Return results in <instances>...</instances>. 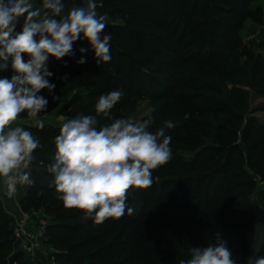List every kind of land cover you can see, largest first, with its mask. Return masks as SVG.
Listing matches in <instances>:
<instances>
[{"label": "trees", "instance_id": "trees-1", "mask_svg": "<svg viewBox=\"0 0 264 264\" xmlns=\"http://www.w3.org/2000/svg\"><path fill=\"white\" fill-rule=\"evenodd\" d=\"M244 1L94 0L97 14L105 16L106 28L101 35L112 37L111 60L98 64L86 39L73 43V56L60 60L49 57L48 69L53 73L49 80L56 88L51 94L47 89L41 92L52 107L61 105L68 79L72 89L82 88L87 93V101L80 97L72 100L75 108L70 119L77 115L96 116L99 97L110 91L121 90L130 98L138 90L136 95L148 93L156 106L144 119L153 121L149 131L155 132L165 119L185 121L181 122L185 125L183 131H167L172 137V158L152 171V186L130 188L127 194L126 204L133 209L138 205L144 210L150 203H157L164 219L158 236H145V229L134 228L135 223L141 225L146 221H138L127 210L119 219L109 218L96 224L84 211L66 208L58 199L55 187H50L54 176L47 171L54 162L55 137L60 129L29 128L42 147L34 150L31 164L34 184L25 185L21 210L43 209L48 215L44 246L53 251L58 264H149L140 260L142 247L151 258L150 264H179L182 259H190V248L214 243L216 232L224 239L234 228L244 232V242L235 247L229 241L227 244L233 250V257L238 258L237 264H246L256 235V216L250 205L256 183L250 170L264 177V123L248 112V100L240 99L247 97L246 89L229 90L228 97L232 98L238 89L239 101L231 99L225 103L227 97L217 100L224 104L219 108L213 104L215 95L210 93L220 90L196 74L210 72L224 87L230 82L240 83L264 97V54L249 49L237 32L236 18L244 8ZM35 3L41 6L42 0ZM62 3V14L73 6L86 5L84 0H62ZM22 23L23 18L16 31L21 30ZM220 40L224 42L220 44ZM81 48L87 51L81 53ZM82 57L86 63L81 65L77 60ZM24 59H28L26 54ZM184 65L194 69L179 67ZM187 71L193 75V83L209 93L205 96L208 106L204 108L203 103L202 108L192 110L201 119H185V115L172 107L185 99L186 93L178 92L177 87L188 84ZM1 72L9 79L13 74L11 67ZM65 75L66 80L62 79ZM53 95L59 99L53 100ZM120 101L113 108L124 105ZM194 128L199 130L192 131ZM239 136L241 143H235ZM225 142H230L229 148ZM196 143L202 145L199 150L194 148ZM240 149H245V159ZM245 163L248 168L244 167ZM248 194H251L247 199L249 210L243 204ZM254 201L264 216V194ZM14 223V217L0 199V264H43V254L39 252L32 258L19 247ZM259 256H264V244Z\"/></svg>", "mask_w": 264, "mask_h": 264}, {"label": "clouds", "instance_id": "clouds-1", "mask_svg": "<svg viewBox=\"0 0 264 264\" xmlns=\"http://www.w3.org/2000/svg\"><path fill=\"white\" fill-rule=\"evenodd\" d=\"M96 8L94 0H87L85 6H73L62 14V0H42L39 7H34L32 0H0V71L11 67L13 73L10 79L0 78V186L9 195L15 193L18 184H34L30 165L34 150L42 146L31 131L13 125L25 113L33 127H45L38 116L46 111L49 101L38 93L47 89L51 94L56 88L49 80L53 76L48 69L49 57L60 60L73 56V43L86 39L98 64L111 60L112 37L101 35L106 28L105 16H98ZM21 18V30L16 31ZM79 51L85 53L87 49ZM77 63L82 65L86 59L82 57ZM122 95L121 90L101 95L96 116L77 115L65 120L55 137L54 162L47 168L54 176L50 187H55L63 205L84 211L96 224L119 219L125 210L132 214L134 209L126 204L129 189L151 187L152 171L172 158V137L166 134L176 127L171 119H165L155 132L148 130L151 118L140 121L131 116L98 127L97 116L112 119L110 111ZM52 98L59 99L55 95ZM189 251L190 259L179 264L238 261L219 232L214 243ZM247 264H264V256H250Z\"/></svg>", "mask_w": 264, "mask_h": 264}, {"label": "rangeland", "instance_id": "rangeland-1", "mask_svg": "<svg viewBox=\"0 0 264 264\" xmlns=\"http://www.w3.org/2000/svg\"><path fill=\"white\" fill-rule=\"evenodd\" d=\"M32 2L34 4V7H39L35 3L36 0H32ZM84 2L87 4V0H84ZM66 13L67 12H65L64 14ZM236 20L239 25L237 32L241 35L247 47L251 49L254 53L264 54V0H245L244 8L242 9L241 14L236 18ZM223 42H224L223 40L219 41L220 44H222ZM244 59L245 58H242V60ZM205 65L210 66L211 64L205 63ZM179 67L181 69L189 68L188 70L194 69L192 68V66L190 67V65H184V66H179ZM193 67H196V65H193ZM206 68H209V67H206ZM185 71H184V76H185ZM186 73H187V76L190 78L187 81H185L188 84L184 85V87L182 85V88L180 86L177 87L178 92L186 93L184 97L185 99L181 103L173 104L172 107L177 108V111L179 110L181 115L187 114L188 117H194V118L196 117L198 119H201V116H199L198 113H194L192 110L193 108H202L203 103H204V108H206L208 106L207 105L208 100L206 99L205 96H209V93L202 91L197 86V84L193 83V80H192L193 75L189 74V71H187ZM196 74L201 75L203 79L210 81L211 84H213L218 90H220V93L216 91H212L210 93L212 95H215V101H213V104H216L219 108L220 106L224 104L220 103V101H217V100L224 99L227 97L228 99L224 100L225 103H228V100L230 101L231 99L234 102L239 101L240 94L239 96H237L238 89L235 90L236 92L232 98L228 97L227 92L229 90L233 91L234 89H236V87L246 89L248 91V93H246L247 97H240V99L242 101L248 100V105L250 106L248 112L253 114L261 122L264 123V110H261V108L264 107V97L258 96L256 93L251 91L250 87H248L247 85H242L240 83L230 82L228 84V87H224L223 85L219 83L218 80H215L216 78L212 76L210 72L209 73L208 72L207 73L206 72L204 73L196 72ZM4 77L5 75L0 71V78H4ZM183 79L184 77H180V80H183ZM71 86H72V83H70L68 79V82L65 83V86L63 89V97L61 98L62 103L60 106L52 107L48 103L46 111L39 114L38 118L42 119L45 122V127L43 129H47V127L49 126L60 129V126L62 125V123L65 120L70 119V116L75 108V105L72 104V100H74L76 97H80L82 101H87V93L84 89L82 88L72 89ZM222 91L224 92L221 94ZM137 92L139 91L136 90L134 94H131L130 98H127L126 94H123L121 96V99H120L121 101L120 100L119 101L120 103L124 101V105H121V107L119 108L111 109L110 116L112 119L103 117V115L97 116V119L101 118L100 120H102V122L99 123L100 127L106 124H111L113 120L117 118H128L131 116V117H134L136 120L143 121L145 118L150 116L155 111L156 106L154 105L152 99L149 98L148 93L144 92L143 94L136 95ZM38 94L43 95L45 97V95L42 92ZM200 95H204V96H200ZM195 96H198V97H195ZM125 99H128L126 103H125ZM227 105L232 106L231 104H227ZM179 115L180 114H178L177 116ZM18 119H19L18 123L20 126L25 127L26 130L31 131L33 135L36 136L35 132L29 129V128H36V127L32 126V122L29 120V118H27L25 113H22ZM173 122L176 123V127L172 129L174 133L183 131V127L185 125H183L181 122H185V121L181 119L179 120L176 119ZM228 123L231 124L230 122ZM38 130H42V129H38ZM197 130H199V128L192 129V131H197ZM237 142L241 143V136H239V138L237 139L235 143ZM224 144H226V147L229 148L228 146L230 142H225ZM195 146L196 147L194 148H196V150H199L202 147L201 144H197V143ZM239 152L242 153L243 158L245 159V156H246L245 149H240ZM185 154L187 156L189 152ZM31 167L32 165H30V169ZM244 167L248 168L247 163L244 164ZM250 174L253 176V179L256 183V188L253 190L252 194L257 188H259V193L256 194V196L254 195V198L255 197L258 198L259 194H264V177H262L260 174H257L255 171H252V170H250ZM25 191H26L25 185L18 184L16 187V191L14 193L16 202L18 204V208L20 210V213L22 212V215L13 214L11 212H8L10 216H13L15 219L14 231L19 222H20V225L22 224L23 212H26V211L21 210V205H20V198L25 194ZM249 195L251 194L245 195L243 198V204L248 210H249V206H248L247 199ZM156 204H157L156 202L150 203L149 207L145 208L144 210H143V207L141 206H138V205L134 206V211L132 213L134 218H137L138 221L144 220L146 222L145 224H141V225H138L135 223L133 227L134 228L142 227V230L145 229V236H154V235L158 236V233H159L158 229L161 228V222L164 220L163 213L161 209L158 208V206H156ZM153 210H154V213H152ZM31 212L37 213V214L38 213L46 214L43 209L32 210L30 211V213ZM155 218L158 220V222L156 221ZM48 220H50L49 217H48ZM255 222H256V219H254V226H255ZM27 224L28 222L25 223V225ZM30 227L32 229H35L34 224L30 225ZM228 234H229L228 235L229 237L227 236L226 238H224V240L229 241L231 243V247L233 246L235 247L239 245L242 246L244 242V232L242 230H240L239 228H234ZM44 241L42 243L41 249L38 252H36V255H38L37 253L40 252V254H43L45 256L43 260V264H58L56 259L52 256L53 251L49 250L48 248L44 246ZM19 247L20 248L22 247L21 243L19 244ZM139 253L141 254L140 255L141 261L149 262V264L151 263V258L148 257L149 255L143 247L139 249ZM246 256H245V261H246Z\"/></svg>", "mask_w": 264, "mask_h": 264}, {"label": "built area", "instance_id": "built-area-1", "mask_svg": "<svg viewBox=\"0 0 264 264\" xmlns=\"http://www.w3.org/2000/svg\"><path fill=\"white\" fill-rule=\"evenodd\" d=\"M20 214L22 215V212ZM26 222H28L27 225H25ZM32 224L35 229L30 227ZM48 224L49 220L46 214L23 212V222L21 225L19 222L15 228V239L19 244L21 243V248L32 258L36 257V252L41 249L42 243L46 239Z\"/></svg>", "mask_w": 264, "mask_h": 264}, {"label": "water", "instance_id": "water-1", "mask_svg": "<svg viewBox=\"0 0 264 264\" xmlns=\"http://www.w3.org/2000/svg\"><path fill=\"white\" fill-rule=\"evenodd\" d=\"M258 191H259V188H257L254 191V193L250 196V205L256 216V235H255L254 242L249 250L248 257L259 256L262 250L263 244H264V216H263L262 211L256 207L255 201H254V195ZM0 199L3 201L8 212H11L13 214H20V210L18 208V204L16 202L14 193L9 195L7 193L6 188H4L3 186H0Z\"/></svg>", "mask_w": 264, "mask_h": 264}, {"label": "crops", "instance_id": "crops-1", "mask_svg": "<svg viewBox=\"0 0 264 264\" xmlns=\"http://www.w3.org/2000/svg\"><path fill=\"white\" fill-rule=\"evenodd\" d=\"M18 121H19V119L17 120V122L13 126L19 125Z\"/></svg>", "mask_w": 264, "mask_h": 264}]
</instances>
